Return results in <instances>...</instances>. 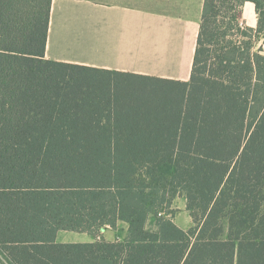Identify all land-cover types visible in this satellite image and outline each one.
<instances>
[{
  "label": "trees",
  "instance_id": "trees-1",
  "mask_svg": "<svg viewBox=\"0 0 264 264\" xmlns=\"http://www.w3.org/2000/svg\"><path fill=\"white\" fill-rule=\"evenodd\" d=\"M51 8L0 0V264H264V0H205L188 82L47 60Z\"/></svg>",
  "mask_w": 264,
  "mask_h": 264
},
{
  "label": "crops",
  "instance_id": "crops-1",
  "mask_svg": "<svg viewBox=\"0 0 264 264\" xmlns=\"http://www.w3.org/2000/svg\"><path fill=\"white\" fill-rule=\"evenodd\" d=\"M204 2L52 0L45 58L119 74L188 82ZM78 234L83 235L80 243L121 239L109 226L97 237Z\"/></svg>",
  "mask_w": 264,
  "mask_h": 264
},
{
  "label": "rangeland",
  "instance_id": "rangeland-1",
  "mask_svg": "<svg viewBox=\"0 0 264 264\" xmlns=\"http://www.w3.org/2000/svg\"><path fill=\"white\" fill-rule=\"evenodd\" d=\"M74 13V12H73ZM72 13V14H73ZM72 14L70 18H72ZM240 17V24L242 25L243 28H256L257 27V14L255 11V7L251 4H245L241 8V12L239 14ZM253 51L256 52L259 50V48L262 46L263 42L258 36H254L253 38ZM187 203L184 199V197H180L177 199L172 208L169 209L170 212L172 213L170 218L173 219V221L180 227V228H187V230L190 228L192 224V220L190 217V213L187 211ZM154 218V217H153ZM151 224H154L153 219H151ZM151 225V226H152ZM150 226V227H151ZM152 228V227H151ZM115 231L118 232V235L120 236V240L124 239L128 233V225L125 224H119ZM90 236L89 234H87ZM58 243H80L79 240H82L83 235L78 234V233H73V232H61L58 235ZM87 236V237H88Z\"/></svg>",
  "mask_w": 264,
  "mask_h": 264
}]
</instances>
